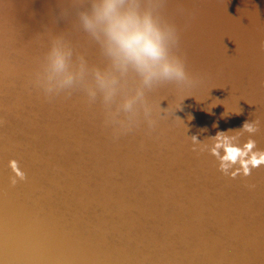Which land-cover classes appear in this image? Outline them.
Instances as JSON below:
<instances>
[{"label": "water", "instance_id": "95a60500", "mask_svg": "<svg viewBox=\"0 0 264 264\" xmlns=\"http://www.w3.org/2000/svg\"><path fill=\"white\" fill-rule=\"evenodd\" d=\"M158 2L187 79L130 70L106 105L42 86L57 39L86 83L110 67L91 0H0V264H264V166L232 178L212 154L219 132L264 151V0Z\"/></svg>", "mask_w": 264, "mask_h": 264}, {"label": "clouds", "instance_id": "9594fccd", "mask_svg": "<svg viewBox=\"0 0 264 264\" xmlns=\"http://www.w3.org/2000/svg\"><path fill=\"white\" fill-rule=\"evenodd\" d=\"M89 7L90 10L80 14V19L85 30L100 42L111 65L105 69H91L94 82L88 84L86 76L90 70L84 58L81 57L79 67L73 69L71 48L57 39L48 53L42 81L48 99L82 86L90 102H94L98 94H102L103 102L110 104L120 90V77L130 70L141 76L145 85L161 79H187L184 62L170 55L169 41L178 38L174 27L166 22L162 24L161 18L156 14L155 10L160 7L158 0H148L147 4L143 0H91ZM142 96L143 92L138 91L135 97L127 99L122 105L123 110L131 111ZM116 115L112 114L113 120ZM243 130L255 133L257 128L245 122ZM215 139L217 143L212 154L221 160L220 171L225 175L236 165L239 168L232 173V178L241 172L244 177L250 176L252 169L264 166V151H254L257 149L254 140H249L241 148L233 145L232 138L223 132L217 133ZM196 140L193 137V141ZM221 148L225 153L222 157L219 153ZM9 166L15 177L26 179L17 161H11ZM12 183L15 185L17 180L13 179Z\"/></svg>", "mask_w": 264, "mask_h": 264}]
</instances>
